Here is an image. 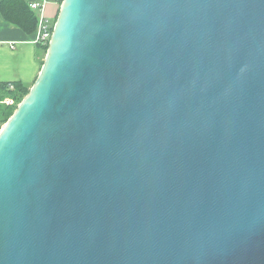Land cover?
<instances>
[{
	"label": "water",
	"instance_id": "95a60500",
	"mask_svg": "<svg viewBox=\"0 0 264 264\" xmlns=\"http://www.w3.org/2000/svg\"><path fill=\"white\" fill-rule=\"evenodd\" d=\"M0 264H264V0H62L0 129Z\"/></svg>",
	"mask_w": 264,
	"mask_h": 264
},
{
	"label": "crops",
	"instance_id": "0c3cea01",
	"mask_svg": "<svg viewBox=\"0 0 264 264\" xmlns=\"http://www.w3.org/2000/svg\"><path fill=\"white\" fill-rule=\"evenodd\" d=\"M22 1L29 8L31 4H40L41 8L37 10L30 8L36 19L42 14L50 23H53L57 17L58 0ZM35 32L28 35L0 15V86L20 83L30 89L35 82L42 66L40 48L33 42ZM1 92L0 88V99H2L0 104L6 105L5 101L10 98Z\"/></svg>",
	"mask_w": 264,
	"mask_h": 264
},
{
	"label": "trees",
	"instance_id": "16d2710c",
	"mask_svg": "<svg viewBox=\"0 0 264 264\" xmlns=\"http://www.w3.org/2000/svg\"><path fill=\"white\" fill-rule=\"evenodd\" d=\"M62 0H58L60 6ZM0 15L12 25L20 28L26 34H34L36 29L37 19L22 0H2L0 2ZM55 22V20H54ZM54 22L52 24H54ZM42 54L41 65L47 51L48 44L42 46L38 45ZM12 85V89L9 87ZM1 93L13 99L15 104L7 106L0 104V125L5 124L15 111L17 105L29 92V88L20 83L2 84L0 86ZM2 99H0L1 101Z\"/></svg>",
	"mask_w": 264,
	"mask_h": 264
},
{
	"label": "built area",
	"instance_id": "2783aa9c",
	"mask_svg": "<svg viewBox=\"0 0 264 264\" xmlns=\"http://www.w3.org/2000/svg\"><path fill=\"white\" fill-rule=\"evenodd\" d=\"M32 10L41 8L40 4L34 3L30 5ZM53 24L50 23L42 14L37 18L36 32L34 35L33 42L37 45H46L49 42L52 33ZM12 89V85H9ZM7 106H13L15 104L13 99H7L5 101Z\"/></svg>",
	"mask_w": 264,
	"mask_h": 264
},
{
	"label": "rangeland",
	"instance_id": "374dc122",
	"mask_svg": "<svg viewBox=\"0 0 264 264\" xmlns=\"http://www.w3.org/2000/svg\"><path fill=\"white\" fill-rule=\"evenodd\" d=\"M3 125H4V124H2V125L0 126V129L2 128Z\"/></svg>",
	"mask_w": 264,
	"mask_h": 264
}]
</instances>
